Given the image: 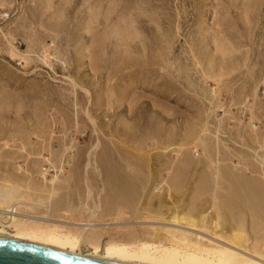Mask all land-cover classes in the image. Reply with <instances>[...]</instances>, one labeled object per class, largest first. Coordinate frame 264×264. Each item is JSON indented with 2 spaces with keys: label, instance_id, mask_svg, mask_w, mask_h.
Here are the masks:
<instances>
[{
  "label": "rangeland",
  "instance_id": "374dc122",
  "mask_svg": "<svg viewBox=\"0 0 264 264\" xmlns=\"http://www.w3.org/2000/svg\"><path fill=\"white\" fill-rule=\"evenodd\" d=\"M6 188L52 207L28 215L99 224L103 246L264 263V0H0Z\"/></svg>",
  "mask_w": 264,
  "mask_h": 264
},
{
  "label": "bare ground",
  "instance_id": "6f19581e",
  "mask_svg": "<svg viewBox=\"0 0 264 264\" xmlns=\"http://www.w3.org/2000/svg\"><path fill=\"white\" fill-rule=\"evenodd\" d=\"M6 189L7 190L0 189V236L3 237L67 251L69 253H76L81 245L85 243L93 248L94 256L83 258L117 264H264L257 260L253 261L247 258V260L239 258L237 256L238 254H236L235 251H231L229 248L227 249L221 246L218 248L207 247L200 242H195L192 245L189 243L178 244V240H175L173 241L174 243L166 246L137 240H132L129 243L110 240L103 246L98 236L101 230L96 228L99 224L92 226L94 224L89 222L87 224H79L80 227L57 226L55 222L60 221L53 219L52 214L51 217H49V215L37 217L23 213V208H34V206L38 204L20 199L22 197L21 195L19 196L20 193L18 191ZM38 208H43L41 209L43 213L50 214L52 207L50 208L44 205H40L39 207L38 205ZM14 209L16 211L13 213ZM205 219L206 218L203 217L202 220L200 219L201 221L186 218H181L179 220L194 229V227L197 226L202 227ZM69 224L72 225V223ZM135 224L137 223L129 222L123 225L133 226ZM144 224L145 223H142V225ZM112 225L114 227L119 224L110 223L108 225L106 224L105 227L111 228ZM242 235L238 233L234 234L232 237H225V239L233 245L242 247L241 244L244 239ZM153 236H155V239H160L161 237H165L166 234L156 232ZM257 254L263 256L262 254L264 253L258 252ZM94 257L101 258L97 259Z\"/></svg>",
  "mask_w": 264,
  "mask_h": 264
},
{
  "label": "water",
  "instance_id": "95a60500",
  "mask_svg": "<svg viewBox=\"0 0 264 264\" xmlns=\"http://www.w3.org/2000/svg\"><path fill=\"white\" fill-rule=\"evenodd\" d=\"M0 264H117L0 236Z\"/></svg>",
  "mask_w": 264,
  "mask_h": 264
},
{
  "label": "built area",
  "instance_id": "2783aa9c",
  "mask_svg": "<svg viewBox=\"0 0 264 264\" xmlns=\"http://www.w3.org/2000/svg\"><path fill=\"white\" fill-rule=\"evenodd\" d=\"M54 169H52V167H50V165H47L45 167L42 168V173L45 174V175H48L50 173H52ZM16 210L14 209L13 210V213L15 212Z\"/></svg>",
  "mask_w": 264,
  "mask_h": 264
}]
</instances>
